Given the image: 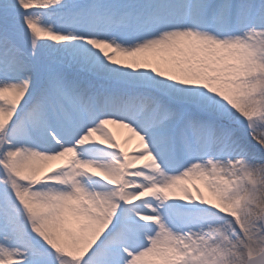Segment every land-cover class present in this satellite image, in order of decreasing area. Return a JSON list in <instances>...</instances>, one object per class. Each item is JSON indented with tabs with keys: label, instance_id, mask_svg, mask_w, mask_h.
I'll return each mask as SVG.
<instances>
[{
	"label": "snow or ice",
	"instance_id": "1",
	"mask_svg": "<svg viewBox=\"0 0 264 264\" xmlns=\"http://www.w3.org/2000/svg\"><path fill=\"white\" fill-rule=\"evenodd\" d=\"M0 264H264V0H0Z\"/></svg>",
	"mask_w": 264,
	"mask_h": 264
},
{
	"label": "bare ground",
	"instance_id": "2",
	"mask_svg": "<svg viewBox=\"0 0 264 264\" xmlns=\"http://www.w3.org/2000/svg\"><path fill=\"white\" fill-rule=\"evenodd\" d=\"M113 131H114V133L116 134L117 139H118L119 141H121V142H123V140L125 139V137L128 135V134L126 133L125 130H121V129L113 128ZM135 143H136V141L133 140V141L131 142V144L126 145V147H127V148H131Z\"/></svg>",
	"mask_w": 264,
	"mask_h": 264
}]
</instances>
